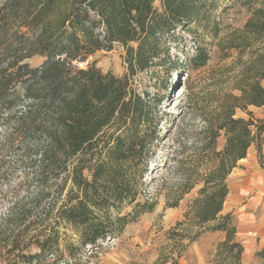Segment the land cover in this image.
Returning a JSON list of instances; mask_svg holds the SVG:
<instances>
[{
	"label": "trees",
	"instance_id": "16d2710c",
	"mask_svg": "<svg viewBox=\"0 0 264 264\" xmlns=\"http://www.w3.org/2000/svg\"><path fill=\"white\" fill-rule=\"evenodd\" d=\"M225 1L249 10V17L218 37L217 0H0V132H6L1 149H16L13 161L0 158V186L10 184L7 170L15 166L33 168L30 179L38 186L29 205L15 203L0 220V264H45L61 225L75 231L84 247L100 248L154 210L152 198L139 200L134 174L144 163L146 170L163 129L155 105L136 93L130 78L168 55L165 35L192 31L191 25L208 29L225 58L237 51L240 69L234 86L216 95L204 127L192 133L204 154L203 170L197 180L184 178V193L201 186L188 218L195 229L180 236L190 245L201 233L223 232L217 264H241L235 219L222 210L237 162L252 145L263 156L264 118L248 107H264V0ZM115 44L126 50L122 75L88 60ZM35 55L45 60L31 65ZM210 58L199 47L190 62L199 69ZM238 109L247 117L236 116ZM186 133L180 129L176 138ZM176 167L183 170L180 162ZM52 192L60 198L45 209L41 202ZM176 204L177 199L171 207ZM49 219L50 233H31ZM181 254L179 248L177 258Z\"/></svg>",
	"mask_w": 264,
	"mask_h": 264
},
{
	"label": "rangeland",
	"instance_id": "374dc122",
	"mask_svg": "<svg viewBox=\"0 0 264 264\" xmlns=\"http://www.w3.org/2000/svg\"><path fill=\"white\" fill-rule=\"evenodd\" d=\"M217 10L214 16L219 21V36L223 37L229 31L240 28L249 17V10L239 4L230 7L227 1L217 0ZM158 5V3H157ZM188 29H175L162 38L168 55L162 53L161 59L137 71L131 76L132 87L137 94L149 99L155 105L156 120L163 133L158 139L155 155L147 156L146 170L144 164L135 172L139 200L152 198L155 208L142 214L136 221L128 224L115 238L107 240L100 248H87L82 245L78 235L70 228L59 226L58 243L52 245L47 252L45 264H217L220 260L218 245L223 235H207L201 233L197 240L190 245L186 234L195 228L191 226L192 201L197 196L201 183L196 184L190 192L184 193V178L197 180L203 170L201 157L204 156L192 133L199 132L209 116L212 102L219 91H228L234 86L235 77L240 66L237 51H229L228 57L223 56L222 50L215 45L208 29L191 25ZM197 32H193V30ZM199 47H204L211 55L209 61L202 68L194 69L190 59ZM124 51L120 46L113 45L109 50H97L88 60H96V65L104 72H114L122 75L127 71ZM246 58V55L243 57ZM45 59L35 55L29 60L31 65H39ZM84 66V63H79ZM255 117L264 118V107H248ZM236 116L247 117L240 109ZM182 129L189 136L185 139L178 137L177 132ZM6 132H0V158L11 162L15 159L16 149H1L2 138ZM184 142L187 151L182 154L180 144ZM223 141H220V146ZM253 146V145H252ZM255 147V146H254ZM200 159V160H199ZM180 162L183 170L176 164ZM262 168V167H261ZM33 168L29 166H15L7 170L9 185L0 186V220L9 214V208L24 201L29 205L38 186L30 179ZM255 183L261 186L245 195V202L257 199L254 218L259 230L255 235L253 248L243 247L240 256L241 264H264V172L256 177ZM60 196L52 192L43 203L47 209L49 202ZM177 199L176 207H171ZM27 205V206H28ZM240 208V207H239ZM232 210L235 225L238 229L237 241L244 245L248 237L247 230L241 229L240 209ZM127 207L121 214L130 212ZM37 212L35 217L43 215ZM53 219V218H52ZM52 219L32 230L31 233L42 231L50 233ZM263 219V220H262ZM213 232V231H209ZM222 236L219 240V237ZM50 243H53L52 241ZM73 243V249H71ZM182 254L177 258L178 249ZM248 249V253H247ZM32 248V251H35ZM177 250V251H176ZM250 250V251H249ZM261 251V254L258 252Z\"/></svg>",
	"mask_w": 264,
	"mask_h": 264
},
{
	"label": "crops",
	"instance_id": "0c3cea01",
	"mask_svg": "<svg viewBox=\"0 0 264 264\" xmlns=\"http://www.w3.org/2000/svg\"><path fill=\"white\" fill-rule=\"evenodd\" d=\"M255 107V106H253ZM251 111V110H250ZM262 159H259V156L256 153V149L253 146L249 147L247 150L246 157L237 162V166L232 169L231 173L227 178V186L229 187V193L223 202V212H232L233 209H240V217L242 218L241 229L243 231L247 230L248 237L244 240L243 247L253 248L255 246V235L258 234L259 226L257 220L253 216V212L258 203L255 197L253 201L245 202V195L249 194L250 191H253L255 187V179L261 173L264 172V147L262 149ZM262 167V168H261ZM257 185V184H256ZM259 185V184H258ZM257 185V186H258ZM257 188L261 189V186ZM233 214V213H232ZM263 220V219H262ZM223 232L213 231L206 232L207 235H223ZM238 233V229L236 234ZM238 235V234H237ZM222 236L219 237V240ZM237 238V236H236ZM224 238H222L223 241ZM250 251V250H249ZM248 253V249H247Z\"/></svg>",
	"mask_w": 264,
	"mask_h": 264
},
{
	"label": "built area",
	"instance_id": "2783aa9c",
	"mask_svg": "<svg viewBox=\"0 0 264 264\" xmlns=\"http://www.w3.org/2000/svg\"><path fill=\"white\" fill-rule=\"evenodd\" d=\"M108 240H110V238Z\"/></svg>",
	"mask_w": 264,
	"mask_h": 264
},
{
	"label": "water",
	"instance_id": "95a60500",
	"mask_svg": "<svg viewBox=\"0 0 264 264\" xmlns=\"http://www.w3.org/2000/svg\"><path fill=\"white\" fill-rule=\"evenodd\" d=\"M110 239H113V238H110Z\"/></svg>",
	"mask_w": 264,
	"mask_h": 264
}]
</instances>
